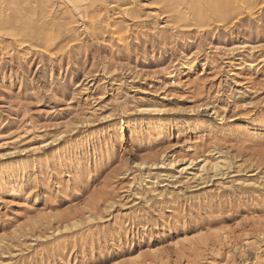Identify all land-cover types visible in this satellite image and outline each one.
I'll return each instance as SVG.
<instances>
[{"label": "rangeland", "instance_id": "1", "mask_svg": "<svg viewBox=\"0 0 264 264\" xmlns=\"http://www.w3.org/2000/svg\"><path fill=\"white\" fill-rule=\"evenodd\" d=\"M126 1L0 0V264H264V0Z\"/></svg>", "mask_w": 264, "mask_h": 264}, {"label": "bare ground", "instance_id": "2", "mask_svg": "<svg viewBox=\"0 0 264 264\" xmlns=\"http://www.w3.org/2000/svg\"><path fill=\"white\" fill-rule=\"evenodd\" d=\"M70 4H71V6L74 8V9H76L77 11L79 10V7L77 6V4H79V3H81V2H83V1H86V0H67ZM97 1H99V2H105L106 0H97ZM116 1H118V3L119 4H121V6L122 5H125V6H127V4L129 3V2H127L126 0H116ZM125 3V4H124ZM218 4H217V7H216V11L217 10H219V8L221 9V8H224V5H223V3L222 2H217ZM222 3V4H221ZM82 4V3H81ZM118 5V4H117ZM208 7V6H207ZM208 9V8H207ZM211 9V8H210ZM203 11L200 9L199 11H198V13L200 14V15H202L203 16V13H202ZM44 21V20H43ZM85 28V27H84ZM13 32V31H12ZM22 33H23V35L24 36H31L34 32H33V29L32 28H26L24 31H22ZM51 38V37H50ZM190 65V64H189ZM191 66V65H190ZM186 67H189V66H186ZM256 139V138H255ZM208 159V158H207ZM207 159H202L200 162H199V164H198V166H199V169H200V172H203L206 168H208V167H210V169H212V170H214V171H216V170H218L219 168H221V166H222V161L221 162H219V161H217V160H215L214 162H210V161H208ZM213 160V159H212ZM190 161H192V160H190ZM191 163V162H190ZM140 165H144V163H141ZM70 220V219H69ZM79 221V220H78ZM70 222H72V221H70ZM80 223V222H79ZM73 227H76L77 225H78V222L75 220V222H73L72 224H71ZM71 225H66L65 226V228L67 229L68 227H70ZM222 225H220V227H215L214 228V230L216 231V233L218 234V236L220 235L221 237H225L226 239H227V237H228V231H226V229L222 226ZM213 229V228H212ZM196 235H198V233L196 234ZM193 239L190 237H186L185 236V238L182 240V242L180 241V242H177L176 243V246L178 247L181 243H186L188 246H193L194 245V243H193V241H192ZM194 241H196V240H194ZM175 246V247H176ZM188 248V247H187ZM139 254V253H138ZM135 257V256H134ZM133 257V258H134ZM136 257H137V259H139V255L137 256L136 255ZM135 257V258H136ZM118 263V262H117Z\"/></svg>", "mask_w": 264, "mask_h": 264}]
</instances>
